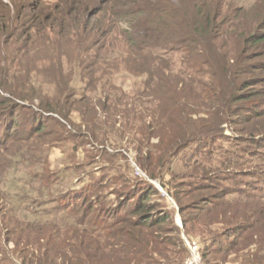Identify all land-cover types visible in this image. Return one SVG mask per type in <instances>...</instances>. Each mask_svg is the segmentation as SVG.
Returning a JSON list of instances; mask_svg holds the SVG:
<instances>
[{
    "label": "trees",
    "instance_id": "16d2710c",
    "mask_svg": "<svg viewBox=\"0 0 264 264\" xmlns=\"http://www.w3.org/2000/svg\"><path fill=\"white\" fill-rule=\"evenodd\" d=\"M194 3L192 23L180 22L179 28L174 26L179 14L175 10L153 11V17L149 15L146 20L139 16L140 9L122 11L121 18L137 16L139 24L164 22L163 32L168 38L165 47L162 45L164 53L181 56L179 67L173 70L178 74L171 85L157 87L150 80L146 82L147 93L154 89L151 92L154 95H148L152 107L145 108V114L135 111L143 121L150 119L148 124L144 122L145 127L133 126L134 122L128 120L119 126L121 130L117 122L109 121L112 113L116 114V103L125 99L123 96L114 101L106 98L102 104L101 112L117 132L127 134L125 131L133 130L134 134H145L143 139L133 138L130 143L135 145V160L149 181L110 174L90 180L91 173L85 165L73 162L65 164L64 169L54 167L49 157L51 149L69 140L76 142L74 149L85 140L100 145L108 143L96 134L98 111L87 117L88 99L79 96L76 87L61 89L59 96L50 100L32 77L11 76L7 67L0 70V151L4 152L0 162H7H4L7 172L33 170L26 186L36 195L33 198L24 189L0 191L6 219L17 221L9 227L3 224L0 230V264H182L189 254L182 234L200 238L205 258L223 256L243 247L247 249L244 258L248 262L264 264V159L259 157L253 163L258 155L248 149L264 147V13L246 26L242 13L245 16L248 13L243 8L235 17L222 18V7L214 6L211 0ZM121 4L119 1L114 8ZM227 18L231 25L225 28L223 20ZM5 28L0 32V46ZM145 31L146 39L142 36L143 39L129 41L139 56L149 48L146 44L150 34L157 37L156 30L146 27ZM223 38L234 41L235 49L223 45ZM170 41L174 44L169 49L166 46ZM160 44L148 56L159 57L157 53L163 50ZM6 61L13 64L9 59ZM126 101L129 105V97ZM138 102L140 107L142 101ZM132 107L137 110L136 104ZM171 107L183 119L196 118L204 127L201 133L204 139L195 144L199 151L185 157L189 162L181 168L176 165L185 159L180 155L187 150L189 141L186 135L165 141L163 128ZM23 108L25 111L30 108V114L26 113L27 117L18 122V110ZM76 113L83 117L82 123L74 118ZM119 113L123 114L118 111L117 116H121ZM128 113L126 109L124 116ZM206 115L212 118L206 120ZM225 123L234 127L237 140L223 135ZM152 139L158 140L152 150L159 147L163 151L150 163L143 148ZM221 140L229 141L235 153L219 144ZM41 141L43 144H38ZM93 147V152L99 154L97 157L111 160L116 157ZM228 166H252L254 181H232ZM152 181L161 182L167 196L177 204V210L170 208L166 196ZM199 192L204 194L199 196ZM177 211L183 230L175 223ZM218 227L220 231L215 232ZM207 264L218 263L208 259Z\"/></svg>",
    "mask_w": 264,
    "mask_h": 264
},
{
    "label": "rangeland",
    "instance_id": "374dc122",
    "mask_svg": "<svg viewBox=\"0 0 264 264\" xmlns=\"http://www.w3.org/2000/svg\"><path fill=\"white\" fill-rule=\"evenodd\" d=\"M119 1L122 4L114 8V5H117ZM211 2L214 6L220 5L222 7L224 14L222 18L230 15L235 17L234 15H237L241 11L240 9L243 8L245 13H248L246 16L242 13L244 22L246 19V26H249L252 20L255 22L259 14L263 15L264 13L262 0H211ZM194 4V0H0V32L4 26L6 27L3 36L4 42L0 46V70L7 67L8 71H11V76L17 78L22 76L32 77L34 83L42 89L44 97H49L50 100L58 97L61 89L68 91L70 88L76 87L79 96L82 95L88 99L85 102L89 105L88 110H85L87 117H92L93 111H98L96 134L101 140L108 141V143L100 145L85 140L79 148L74 149V143L76 142L69 140L59 146L60 148H52L49 157L54 167L64 169L65 164L73 162L76 165H85L87 172L91 173L90 180H97L110 174L115 177L124 175V177L127 176L132 180L149 181V177L135 160L137 155L135 145L130 143L133 138L143 139L145 134H134L133 130L125 131L127 134H122L121 130L123 128H119V126H124L128 123V120L133 121V126L136 127H145L144 122L148 124L149 118L143 121L135 113L137 111L145 114V108L152 107V104H149L151 97L148 95H154L151 93L154 89H149V93H147V87L144 86L149 80V83L157 87H163L164 84L171 85L178 74L173 70L179 67L181 56H178V54L172 55L170 52L164 53L165 44L168 42V38L165 37L163 32L164 22L155 21L156 24L146 22L139 24L137 16L121 18L124 15L122 11H125V9L135 11L137 8L141 11L139 16L143 15L144 19H148L149 15L153 17V11L166 9L173 13L175 10L179 13L178 19L174 22L176 28L180 25V22L192 23ZM111 5H113V9L110 8ZM230 18L223 20L225 28L231 25ZM238 24L240 25L239 21ZM146 27L152 28L153 31L156 30L157 37L150 34L151 36L147 39L146 44L149 48L139 56L133 52L129 41L134 42V38L143 39L142 36L146 39ZM250 28L252 29V27ZM158 30H160L159 33ZM232 42L234 41H226L224 38L221 40L223 45L229 44L234 50L235 47ZM158 44L163 48L162 53H157L159 57L148 56L149 52H152ZM173 44L174 42L170 41L166 48L170 49ZM166 57H172V59L168 60ZM7 59L12 61L13 64L9 65ZM122 96L125 99L119 102L118 105L116 103L115 115L112 113L114 111V107H112V117L109 120L111 123H118L117 128L121 129V132H117L110 126L107 121L108 117L101 112V108L106 98L111 97L114 101L117 98H122ZM128 97L130 100L129 105L126 101ZM140 100L142 103L138 107V101ZM132 103L136 104L137 110L132 107ZM108 105V107H111L110 103ZM128 106L132 109H129ZM167 107L164 106V108ZM25 108L18 110L19 115L16 117L18 122L27 117V114H30V108L27 111H25ZM126 109L129 113L124 116ZM118 111H122L123 114L119 113L121 116H117ZM166 116L163 128L165 129V141L172 142L178 139L180 135H186V140L189 141L187 150L183 151L180 157L188 158L189 155H192V151H199L195 144L204 139L201 137V133L204 132L203 123L199 125L200 122L196 118L190 120L185 117L183 119L181 113L172 111V107L166 113ZM74 118L80 119L78 120L79 123L83 122V117H80L78 113L75 114ZM204 118L206 120L211 119L212 115H206ZM106 121L108 124H105ZM222 128L225 137L238 139L239 136L234 134V127L231 124L225 123ZM83 130L85 131L84 127ZM218 143L222 144L225 149L231 148L227 140H221ZM38 144H43V141L38 142ZM155 144H158V140L152 139L150 145L147 144L143 148L144 152L150 157V163H153L154 158L163 151V148L160 149L159 147L152 150ZM93 146L96 149L110 152L116 157L112 160L106 156L97 157L99 154L93 152ZM158 149L160 150L158 151ZM248 149L258 155L253 159V163L259 161L257 160L259 157L264 159V147ZM231 151L235 153L236 149ZM1 154H4V152L0 151ZM74 154L75 158H71ZM6 157L8 158V154ZM243 157L247 160L252 159L249 156ZM69 158L71 161H67ZM186 158L176 166L181 168L186 162L188 163L189 160ZM4 162H0V191L4 189H24L25 194H31L30 196L33 198L36 197L30 186H26V181L30 179L34 171L21 168L17 173L7 172ZM251 167L231 168L228 166L227 172L231 176L230 179L236 183H239V181H254L251 177V171H253ZM39 168L40 166H36V169ZM86 170L83 169V171ZM16 178L17 181H15ZM83 179L87 181L86 177ZM152 184L162 195L166 196L170 208L177 210V204L167 196L161 182L152 181ZM83 185L85 184H80L81 187ZM11 186L13 189H11ZM118 187L120 188V185ZM33 188L35 187L33 186ZM210 192H213V190ZM203 194V192H199L198 195ZM195 197L198 196L195 195ZM162 203L165 204L166 201ZM16 223V219H6V207L0 197V230H2L3 224H7V227H9ZM175 223L182 230L184 229L182 217L178 211L175 212ZM220 229L221 227H218L214 231L218 232ZM182 236L189 248V254L183 262L190 256L191 249L189 246H191L200 256L201 264H207L208 259L218 264H252L247 261V258H244L247 249H243V247L238 250L232 249L230 253H223V256L213 258L208 256L205 258L200 250L201 241L198 236L188 237L185 234H182Z\"/></svg>",
    "mask_w": 264,
    "mask_h": 264
},
{
    "label": "built area",
    "instance_id": "2783aa9c",
    "mask_svg": "<svg viewBox=\"0 0 264 264\" xmlns=\"http://www.w3.org/2000/svg\"><path fill=\"white\" fill-rule=\"evenodd\" d=\"M191 249L190 256L182 263V264H201V258L191 246H189Z\"/></svg>",
    "mask_w": 264,
    "mask_h": 264
}]
</instances>
